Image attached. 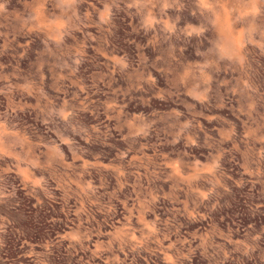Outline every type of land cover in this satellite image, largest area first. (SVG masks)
I'll use <instances>...</instances> for the list:
<instances>
[{
    "label": "rangeland",
    "instance_id": "obj_1",
    "mask_svg": "<svg viewBox=\"0 0 264 264\" xmlns=\"http://www.w3.org/2000/svg\"><path fill=\"white\" fill-rule=\"evenodd\" d=\"M0 264H264V0H0Z\"/></svg>",
    "mask_w": 264,
    "mask_h": 264
}]
</instances>
